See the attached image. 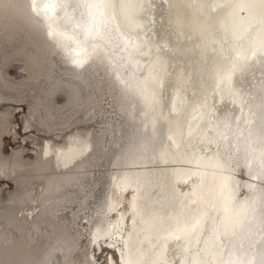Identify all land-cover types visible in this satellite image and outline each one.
Here are the masks:
<instances>
[{
  "label": "snow or ice",
  "instance_id": "1",
  "mask_svg": "<svg viewBox=\"0 0 264 264\" xmlns=\"http://www.w3.org/2000/svg\"><path fill=\"white\" fill-rule=\"evenodd\" d=\"M188 6L224 12L213 31V55H205L192 69L200 93L193 115L196 123L188 124L187 139L178 125L177 131L170 130L166 150L158 157L167 164L170 157L174 160L180 154L189 167L172 170L187 174L184 183L191 181L189 191L181 193L179 210L167 222L159 216L145 218L138 200L147 194L141 185L147 187L148 181L138 172L120 177L114 182L119 194L114 193V201L107 204V213L116 212V217L109 220V226L91 233L87 264H264V0H216L211 5ZM154 8L143 0H0V14L5 17L22 13L36 28L46 27L53 51L65 52L76 69H84L95 58L109 65L115 59L117 67L143 71L137 67L138 57L154 54L148 76L134 77L143 82L140 96L151 110L166 100L164 91L157 94L152 87L154 83L163 89L156 66L162 68L195 50L194 45L185 49L172 42L163 15L156 30ZM145 15L151 35L141 39ZM121 18L136 30L135 36L122 30ZM116 78L127 87L119 71ZM249 80L250 85L243 86ZM88 150L83 145L71 162ZM129 189L130 199L123 196ZM126 219L130 226L122 223ZM140 233L145 234L144 240ZM145 240L150 245L147 250ZM169 241L177 243L170 247ZM105 248L118 250L119 259H100L97 250L103 255Z\"/></svg>",
  "mask_w": 264,
  "mask_h": 264
},
{
  "label": "bare ground",
  "instance_id": "2",
  "mask_svg": "<svg viewBox=\"0 0 264 264\" xmlns=\"http://www.w3.org/2000/svg\"><path fill=\"white\" fill-rule=\"evenodd\" d=\"M17 2L30 3L31 0ZM143 2L155 5L152 11L156 16L157 31L160 30V16L163 15L173 43L184 46L185 49L188 46H195L193 53L175 59L171 64L165 63L162 68L156 66L163 89L154 83L152 87L157 94L164 91L166 100L158 102L154 110L145 108L140 96L143 82L134 79L142 75L148 76V69L153 67L150 61L155 60L154 54L138 57L140 64L137 67L143 71H137L136 67H117L118 61L115 59L113 64L109 65L106 61L95 58L84 69H76L65 52L60 51L57 55L56 51H53L52 41L46 36V27L36 28L22 13L9 14L7 17L0 14L2 30L6 28L8 32L9 30L14 33L25 32L26 41L36 48L35 53L28 54L29 69L33 74L30 78L51 79L48 70L54 61L50 60L53 56L66 67L63 76H68L69 79L59 81L69 90L68 98L66 104L59 109L70 112L60 123L49 124L46 120L39 122V126L48 128V133L53 137L44 141L41 152L32 165L37 172L36 179L43 180L41 192L34 194L37 189L30 190L26 185V178L21 176L14 180L19 184L21 193L13 195L10 203L0 199V261H4V264H36V261L41 260L44 264H87L89 255H85L80 247L82 238L80 228L84 229L85 225H90L91 235L97 227L109 226V220L116 217V212L107 213V204L110 199L114 201V193L119 194L114 182L126 173L138 172L148 181L147 187L141 185V191L147 194L138 200L145 218L159 216L167 222L168 217L179 210L178 201L183 199L181 193L189 191L191 181L188 184L184 183L187 174L173 172L172 169L189 166L180 160L179 153L174 160L170 157L167 164L161 162L158 157L162 150H166L170 130L177 131L178 125L186 137L188 124L196 123L193 115L198 111L195 102L200 93L192 69L205 55H213L211 52L213 31L219 26L224 12L209 7L201 11L188 6L201 3L211 5L216 0H167L166 3L165 0H143ZM144 19V34L141 39L151 35L147 32L148 17L145 15ZM120 24L127 35H136V30L130 28L122 18ZM21 33L17 35L20 36ZM34 33L39 35L40 40L33 41L30 35ZM156 38L152 36L153 40ZM147 50L145 47L144 51ZM117 71L121 79L127 82V87L117 80ZM249 85L250 80L243 86ZM52 91L48 97L53 96ZM53 105L56 106V103ZM218 107L222 108L223 105ZM78 116L82 118L78 120ZM8 120L5 114L0 115V136L7 129ZM200 123L203 126V121ZM81 125L85 128L81 129ZM31 127L29 125L27 129ZM61 138H64L62 144L55 141H60ZM192 143H195L194 139ZM85 144L89 150L79 156L74 163L71 162L72 157ZM186 147L187 144L180 149V153L185 151ZM5 164L0 156V178L2 176L12 178L16 174V169L6 172ZM23 165L22 162L15 163L14 167L21 168ZM106 165V194L101 202H96V191L102 181L100 168ZM246 179L242 178V183L246 182ZM245 191L241 189L242 194ZM130 193L131 189L124 192L123 196L130 199ZM128 199L123 200V205H127ZM89 202H92L93 206L90 207ZM76 203L77 210L75 207L72 209ZM69 214L72 218L68 217ZM122 223L131 225L128 219ZM142 227L143 225H138V228ZM144 235L140 233L141 240H144ZM152 242L155 243L154 237ZM175 243L177 241L168 242L170 247ZM88 244L90 245V242ZM143 247L145 250L149 249L148 241H144ZM107 250L114 251L115 258L119 259L118 250L112 248ZM76 252L77 255L74 257ZM56 254H60L61 260ZM82 256L85 257V262L81 261Z\"/></svg>",
  "mask_w": 264,
  "mask_h": 264
},
{
  "label": "rangeland",
  "instance_id": "3",
  "mask_svg": "<svg viewBox=\"0 0 264 264\" xmlns=\"http://www.w3.org/2000/svg\"><path fill=\"white\" fill-rule=\"evenodd\" d=\"M10 32L13 33L11 34ZM18 33L21 32L18 31ZM18 33L10 30L8 32V29L3 28L2 30L0 28V97L2 98L0 101V115L5 114L10 120V122L8 120L7 131L2 132L0 136V156L6 162V172L8 170L11 171L13 168L16 169V174L12 178L7 179L4 176L0 178V199L5 203H10L13 195L21 193L19 184L14 181L21 176L26 178V185L30 190L36 191L37 189V192L34 194L41 192L40 188L43 186V180L36 179L37 172H35L32 165L37 160L44 141L53 137L52 134L48 133V128L39 126V122L46 120L49 124L60 123L70 114L67 110L61 111L59 109L66 104L68 98L69 90L63 83L60 84L61 81H59L63 79L64 82L69 79L68 76H63V73L66 72V67L53 56L50 60L51 62L53 60L55 62H52L51 69L48 70L51 79L46 80L44 77H40L39 79H35L36 77L34 79L30 78L33 77V74L29 69L28 56L35 53L36 48L26 41L27 36H24V34L26 35L25 32L24 34L21 33L20 36H18ZM33 35L34 37H32ZM36 35L38 34L36 33ZM36 35L35 33L30 35L33 41L40 40L39 35ZM52 84L55 86H51ZM80 86L82 87V85ZM51 89H54V91ZM51 91L53 96L48 97L47 95ZM54 103H56V106L53 105ZM17 109H22V111H17ZM34 111H37L36 114L33 113ZM78 117V120L82 118V116ZM25 125L32 127L27 129ZM84 128L81 125V129ZM61 139L60 141H55L62 144L64 138ZM21 162L24 164L23 167H14L15 163ZM100 170H102V174L100 175L102 181L99 189L96 191V202H101L106 194L107 165L100 168ZM34 179L36 180L34 181ZM32 183L35 185H32ZM77 203L72 206V209L75 206L78 208ZM89 204L90 207L93 206L92 202H89ZM76 207L75 210H77ZM68 217L72 218L71 214ZM90 229V225H85L84 229L80 228L82 233L80 247H82V252L85 255H89V259L92 252V248L88 244ZM56 255L61 260L60 254ZM76 255L77 252L73 256L76 257ZM97 255L102 260L104 257H111L112 255L115 258V252L109 251L107 248L103 250V255L99 251H97ZM82 257L81 261L85 262V257H83L84 259Z\"/></svg>",
  "mask_w": 264,
  "mask_h": 264
}]
</instances>
